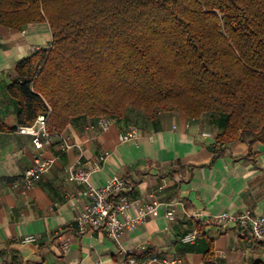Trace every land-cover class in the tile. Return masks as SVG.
I'll list each match as a JSON object with an SVG mask.
<instances>
[{
    "label": "trees",
    "instance_id": "1",
    "mask_svg": "<svg viewBox=\"0 0 264 264\" xmlns=\"http://www.w3.org/2000/svg\"><path fill=\"white\" fill-rule=\"evenodd\" d=\"M40 23L51 44L15 67L5 93L16 128L0 121V132L40 115L60 134L133 113L125 128L140 130L173 112L208 120L214 158L228 144H264V0H0V26ZM203 260L214 263L210 242Z\"/></svg>",
    "mask_w": 264,
    "mask_h": 264
},
{
    "label": "crops",
    "instance_id": "2",
    "mask_svg": "<svg viewBox=\"0 0 264 264\" xmlns=\"http://www.w3.org/2000/svg\"><path fill=\"white\" fill-rule=\"evenodd\" d=\"M51 40L46 23L21 31L0 26V121L9 129L16 128V118L5 87L14 79L18 63L47 50ZM136 116L130 114L125 123L113 122L104 133L91 130V120L71 122L59 134L74 145L65 153L58 150L60 139L53 133L42 157H57V161L28 190L20 183L12 188V183L32 166L37 151L31 138L16 131L0 132V264H119L123 252L139 258L179 256L182 264H204L207 242L215 264L264 263V244L239 234L231 225L206 223L221 213L264 215V144H228L214 158L216 131L208 120H188L173 112L160 114L153 125L139 122L138 140L120 144L119 134L135 124ZM79 156L84 166L96 168L90 178L93 187H103L118 176L130 184L133 201L176 202L174 219H165L161 209L158 217L124 233L118 243L100 231L79 230L75 219L88 199L81 187L67 182L63 172ZM196 224L202 241L181 244ZM36 234L45 239L38 244L19 243L23 236Z\"/></svg>",
    "mask_w": 264,
    "mask_h": 264
},
{
    "label": "built area",
    "instance_id": "3",
    "mask_svg": "<svg viewBox=\"0 0 264 264\" xmlns=\"http://www.w3.org/2000/svg\"><path fill=\"white\" fill-rule=\"evenodd\" d=\"M48 116L40 115L30 126L18 127L16 133L20 136H28L37 151L34 156L32 166L26 169L21 178L12 183V188H16L19 183L28 190L35 182L40 180L44 174L49 172L55 165L57 157L45 159L42 157L44 149L51 145L52 135L47 131ZM113 124L109 118L101 117L96 119L90 126L91 130L99 133L106 132ZM59 137L58 150L62 153L69 152L74 145L67 142L61 135ZM140 137V130L135 126H128L118 136L120 144L136 141ZM100 157V161H104ZM84 166L79 157L74 163L67 165L63 172L69 183L79 186L83 190V196L88 199L85 209L76 217L75 225L81 231H100L107 239L118 243L121 236L126 232H134L139 226L145 224L150 219L159 216L162 209L165 219L172 221L176 213L178 204H160L155 201H133L128 196L129 188L124 179L112 176L103 187L96 188L91 185L90 178L93 170ZM135 207V213L130 211ZM192 219L199 221L198 216L193 215ZM207 224L216 226H233L239 234L246 235L253 242L264 244V215H255L250 211L239 214L221 213L211 216L206 220ZM196 231L191 230L185 234L180 242L184 245H191L196 242ZM45 237L41 234L27 235L20 238V244H38ZM66 245H63L65 249ZM141 251V250H140ZM124 260L119 264H182L179 256H169L160 258L157 256H147L139 258L131 252H123ZM215 264V263H211Z\"/></svg>",
    "mask_w": 264,
    "mask_h": 264
}]
</instances>
